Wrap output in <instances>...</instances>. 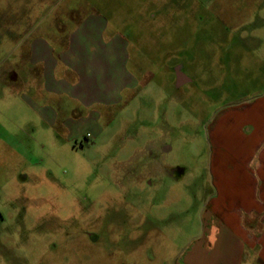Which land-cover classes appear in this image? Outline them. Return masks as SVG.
I'll list each match as a JSON object with an SVG mask.
<instances>
[{
    "label": "rangeland",
    "instance_id": "rangeland-1",
    "mask_svg": "<svg viewBox=\"0 0 264 264\" xmlns=\"http://www.w3.org/2000/svg\"><path fill=\"white\" fill-rule=\"evenodd\" d=\"M93 11L129 55L110 105L22 59ZM0 105V264H181L210 200L264 179V0H0Z\"/></svg>",
    "mask_w": 264,
    "mask_h": 264
},
{
    "label": "crops",
    "instance_id": "crops-1",
    "mask_svg": "<svg viewBox=\"0 0 264 264\" xmlns=\"http://www.w3.org/2000/svg\"><path fill=\"white\" fill-rule=\"evenodd\" d=\"M111 25H114L112 18L89 12L77 19L57 44L41 34L31 39L22 59L31 65L46 92L64 93L83 105L113 104L118 97L113 94L119 88L120 74L124 77V88L129 86L131 74L123 69L121 73L120 64L129 55L125 40L117 33L107 32ZM58 68L61 76L57 75ZM17 72L16 68L8 69L7 76L18 83ZM27 84L33 88L35 82ZM99 86L102 91L97 97ZM1 107L0 111L6 109ZM49 108L45 106L44 116L54 120ZM260 164L258 171L263 168ZM253 179L257 181L253 193L257 199L242 201L239 197L233 204L230 200H210L203 212V232L185 250L181 264H264V201L260 199L264 195L261 189L264 179L259 172L251 174ZM236 187L248 189L246 183L228 188Z\"/></svg>",
    "mask_w": 264,
    "mask_h": 264
}]
</instances>
